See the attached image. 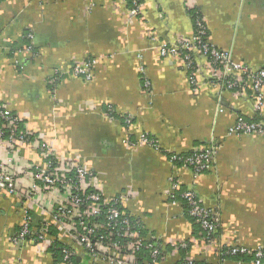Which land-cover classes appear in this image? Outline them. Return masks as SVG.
I'll use <instances>...</instances> for the list:
<instances>
[{
    "label": "crops",
    "instance_id": "1",
    "mask_svg": "<svg viewBox=\"0 0 264 264\" xmlns=\"http://www.w3.org/2000/svg\"><path fill=\"white\" fill-rule=\"evenodd\" d=\"M138 2L139 12L132 14L128 0H0V104L20 117L35 142L20 149L0 145V161L22 179L20 171L38 161L34 147L43 140L94 171L107 196L124 194L122 211L146 232L173 240L187 237L192 225L181 203L167 200L168 178L175 173L218 213V242L264 245V135L229 134L237 118L254 117L252 91L226 89L208 71L191 84L183 61L159 52L161 44L191 36L197 9L213 45L252 69L264 68V0ZM26 33L32 34L33 53L19 50L28 43ZM100 55L90 79L72 73L76 63ZM196 60L206 69L204 57ZM109 107L115 118L107 116ZM127 133L131 139L138 133L155 137L159 147L129 146ZM209 145L216 147L213 167L197 176L169 159L168 153ZM20 204L0 191V264L86 263L76 245L64 262L49 242L14 244ZM52 204L48 195L35 198L33 226L48 218L44 209ZM56 237L50 234L51 242ZM208 259L216 261L214 255Z\"/></svg>",
    "mask_w": 264,
    "mask_h": 264
},
{
    "label": "built area",
    "instance_id": "2",
    "mask_svg": "<svg viewBox=\"0 0 264 264\" xmlns=\"http://www.w3.org/2000/svg\"><path fill=\"white\" fill-rule=\"evenodd\" d=\"M129 1L131 13L137 14L140 7L138 0ZM193 18L194 31L191 36L170 44H161L160 54L179 57L188 71L191 84L196 83L198 73L205 74L204 71H208L209 78L220 82L226 89L248 87L253 94L256 119L237 118L229 128V134L264 135V68L252 69L235 60L230 51L217 48L207 38L206 25L200 11L194 9ZM25 37L28 43L20 46L19 50L33 53L30 41L32 34L26 33ZM199 56L206 59L204 70L197 64L196 59ZM101 57L102 55L81 60L72 66V73L90 79L93 66ZM145 85H148L146 80ZM107 116L115 118L112 107L108 108ZM0 119V145L20 149L35 143L26 137L32 135L29 130L25 129L23 134L16 132L21 119L2 104ZM122 121L127 126L131 123L127 116L123 117ZM128 134L125 142L129 146L149 145L155 149L159 147L155 137L138 133L135 139H131ZM35 146L38 161L30 162L20 171L22 179L17 177L19 172L8 169L7 161H0V191L16 197L21 203L23 213L22 223L11 239L14 244L24 243L26 240L44 243L43 245L48 242L54 245L56 242L62 243L60 247L64 262H70L73 247L76 245L85 251V264H162L167 245L173 253L179 248L187 247L186 240L174 241L149 232L143 233L145 227L141 221L120 210V205L125 199L124 194L107 196L94 171L58 155L53 147L43 140ZM215 148V145H209L194 149V152L187 156L172 154L169 159L175 166L178 161L182 166L189 167L193 175L197 176L213 165ZM175 175L174 173L168 178L166 192L171 204L177 203L176 190L180 185ZM26 177L29 182H25ZM43 195L50 196L53 204L50 210H47L49 207L44 209L49 214L48 218H44L39 226H33L31 208L35 198ZM180 195L187 204L189 215L208 233L212 232L220 221L218 213L205 207L191 188L180 191ZM51 226L58 233L53 239L56 242H51ZM263 249L262 244L252 249V264H262ZM249 251L251 249L243 245H230L224 253L234 255ZM184 264H195L189 253Z\"/></svg>",
    "mask_w": 264,
    "mask_h": 264
},
{
    "label": "trees",
    "instance_id": "3",
    "mask_svg": "<svg viewBox=\"0 0 264 264\" xmlns=\"http://www.w3.org/2000/svg\"><path fill=\"white\" fill-rule=\"evenodd\" d=\"M129 4H130V1H129ZM193 15H194V10H193ZM254 119H256V115H254V117H252L251 119H247V120H254ZM1 121L2 120L0 119V123H1ZM16 130H17L16 131L17 133H21V134H23L25 132V127L22 126L21 121H20ZM26 137L29 140H31L33 138L32 135H26ZM193 152H194L193 150L192 151L190 150L187 152H181V153H175L174 152V153H168V154H169V156L172 154H176L179 156H187V155L192 154ZM175 164H176V166H182L181 163L178 161H176ZM212 167H213V165L211 166V168ZM209 170H205L202 173L209 171ZM185 189H186V187L183 186L182 184H180L179 188L176 190V197L175 198L177 199V201H179L181 203V206H182V209L184 212V217L187 218L189 220V222L192 224L190 234L187 235V237H183V238L180 237L181 239L186 240L188 245L186 248H179L178 251L174 252V253L171 252V250H170L171 248L169 247V245H167V247H165L166 252H165V256H164V262L162 264H184V262L186 261L187 254L190 251L191 252L196 251L197 254H199V255H204V256L207 255L205 257H201V256H197V254L195 256H193V254H191V255L189 254V256L192 259H194L195 264H223L224 260H227V259H233V260H238V261L239 260L240 261H247V260L252 261L254 258V250H252V249L248 253H237L234 255H228V254L224 253L227 250L228 246H230V245H225V244H222L221 242H218L217 237H218V233H219V229H220V225H219L220 221H219L218 225L216 226V228L210 233H208L205 229H203V227L195 220V218L193 216L189 215V213H188L187 204H186L185 200L180 195V191L185 190ZM116 195H118V193ZM120 210H122L121 205H120ZM142 231H143V233H145L147 231V229L145 228ZM55 233L58 234L55 229H53V228L49 229V234L53 235ZM171 239H169V240H171ZM181 239H179V237H177V240L174 239V241H180ZM210 242H212V243H210ZM66 243H68V241ZM61 244L62 243L56 242V244H55L56 246L54 244L51 245V248L53 249L52 251L55 254H58V253L60 254V252H61L60 245ZM231 245H235V244H231ZM205 251L207 254L204 253ZM212 255H214V257L216 258L215 262H212L211 259L210 260L208 259V257L212 256ZM140 257L142 259H144L143 255H141ZM262 261H263L262 264H264V258Z\"/></svg>",
    "mask_w": 264,
    "mask_h": 264
}]
</instances>
